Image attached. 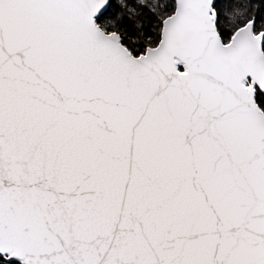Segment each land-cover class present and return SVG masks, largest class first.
Instances as JSON below:
<instances>
[{"label":"snow or ice","instance_id":"obj_1","mask_svg":"<svg viewBox=\"0 0 264 264\" xmlns=\"http://www.w3.org/2000/svg\"><path fill=\"white\" fill-rule=\"evenodd\" d=\"M0 264H264V0H0Z\"/></svg>","mask_w":264,"mask_h":264}]
</instances>
